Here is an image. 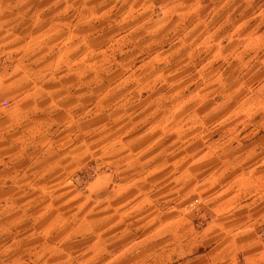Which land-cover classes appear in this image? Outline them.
Returning a JSON list of instances; mask_svg holds the SVG:
<instances>
[{"label":"rangeland","instance_id":"1","mask_svg":"<svg viewBox=\"0 0 264 264\" xmlns=\"http://www.w3.org/2000/svg\"><path fill=\"white\" fill-rule=\"evenodd\" d=\"M90 5L97 41L91 62L74 66L85 94L68 98L72 123L48 130V174H25L36 144L15 163L0 155V174L11 168L16 189L11 235L24 223L21 198L70 224L72 255L50 264H242L241 252L225 256L233 238L264 243V0ZM5 50L0 74L12 70ZM7 129L0 153L10 135H28ZM105 237L107 253L90 250ZM6 245L0 264L44 261L4 254Z\"/></svg>","mask_w":264,"mask_h":264},{"label":"crops","instance_id":"2","mask_svg":"<svg viewBox=\"0 0 264 264\" xmlns=\"http://www.w3.org/2000/svg\"><path fill=\"white\" fill-rule=\"evenodd\" d=\"M90 1L0 0V45L6 49L12 61V70L0 74V139L8 136L1 137L7 128L23 127L28 133L10 135L3 146L9 145L11 148L0 155H4V162L5 157L9 156L10 162L15 163L21 160L15 159L16 154L27 152L28 144H36L37 148L33 149L36 153L33 155L34 161L27 155L26 176L48 174L44 168L46 159L42 156L55 143L53 133L48 137V130L54 126L66 127L68 121L72 123L74 104L68 98L85 94L82 87L84 70L76 71L74 66L91 62L89 52L97 41L92 39L93 32L98 29L92 28L94 13ZM76 78L79 86L75 85L78 81ZM34 162L36 164L32 167ZM10 170H3L0 174L6 177L0 189V200L5 203L0 211V241L7 244L3 253L9 254L14 250L20 258L26 255L42 258V264H50L51 260L59 263V255H72L70 244L65 242L72 238L70 224L60 219L61 216L53 209L43 214L40 209L48 207L46 203L29 202V206L24 207L25 201L21 198L14 202V207L18 205L21 210L18 212L20 222L24 223L11 235L10 207L16 189L7 184ZM50 207L56 209L57 204L51 203ZM168 225L170 221L162 224L165 234L170 231ZM108 248V238L105 237L95 240L90 250L107 253ZM240 252L242 264H264V243L261 240L250 236L233 238L225 256L233 258ZM90 254L88 259L93 257ZM16 264L26 263L19 259Z\"/></svg>","mask_w":264,"mask_h":264}]
</instances>
